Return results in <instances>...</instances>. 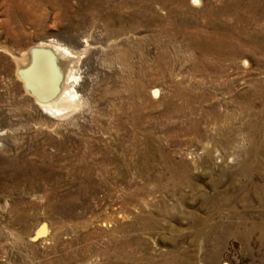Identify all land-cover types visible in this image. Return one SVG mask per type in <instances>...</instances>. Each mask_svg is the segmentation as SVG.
<instances>
[{"label": "rangeland", "instance_id": "obj_1", "mask_svg": "<svg viewBox=\"0 0 264 264\" xmlns=\"http://www.w3.org/2000/svg\"><path fill=\"white\" fill-rule=\"evenodd\" d=\"M199 1L118 7L138 30L110 38L86 19L90 0H0V264H264V13L241 24L243 55L203 65L188 38L139 20L156 11L173 33L184 18L190 35L223 5ZM50 41L73 53L62 78L75 77L74 105L56 116L19 76ZM181 161L176 184L165 168Z\"/></svg>", "mask_w": 264, "mask_h": 264}, {"label": "bare ground", "instance_id": "obj_2", "mask_svg": "<svg viewBox=\"0 0 264 264\" xmlns=\"http://www.w3.org/2000/svg\"><path fill=\"white\" fill-rule=\"evenodd\" d=\"M57 1L61 2V4L67 5L68 0H57ZM90 2H91L90 6H96L97 5L98 9L95 11L92 10V8L87 10L86 19L93 21L96 17L99 18L102 25L104 26V28L107 32V35L110 38L111 37L112 38L119 37L121 35L129 34L131 32L133 33V31L138 30L137 29L138 24L136 25V27H133L132 25H129V23H128V21L132 19L131 14L129 15L128 20L126 21L125 25L120 24L121 18L119 16L120 14L118 12V7L121 8L123 5L129 6L131 3H134V4H138L141 7H145V8L146 7L154 8V6H158V9L163 11L164 8L166 9V7L170 6L171 8H170L169 12H170V14H172L176 10L174 7L186 5V0H122L123 4H120V6L110 4L109 0H90ZM192 3L195 5H198V4H200V1L198 0V3H194L192 0ZM222 3H223V5L220 7V9L215 11L213 18L209 19L208 22L205 23L201 29H198V28L195 29V31L191 32L190 35L187 34V28L190 26L195 28L196 26H194L193 22L185 20L184 18L183 19L181 18V20H180L179 25L181 27L176 29L175 32H173V33H170L168 31L167 27H165V25H164V19L165 18L160 16L156 11H152V13L150 15H148L147 13L145 14L144 12L141 13L140 18H142V19H139V20H143L142 22L145 25L149 24L150 21L158 22V24H159V29H158L159 36L171 35L173 37L184 36L186 39L188 38L187 41H188V45L190 46V48L195 49L199 54V58L195 62V64L203 65L207 60L209 61V59L210 60L214 59L215 63L221 59L232 60V59L237 58L241 54L243 55V52H244L243 46L247 44L242 38H243V36L249 35V34L245 33L243 27H241V24H243V23L248 24V23L254 21L256 18H259V15L264 13V0H222ZM239 8H241L243 10L241 11ZM210 14H211V11H208V15H210ZM246 14H247V16H246ZM227 16L233 17L235 19V24L226 25L225 23L223 24V23L218 22L217 19H222L223 17L225 18ZM208 27L211 28L210 31L207 30ZM73 28H74V26H73ZM112 28H114V29H112ZM260 38H262V41L258 45H256L257 46L256 50L258 52H260L261 54H263L264 53V32L261 34ZM131 53H132V51H131ZM72 57H73V53L68 48L63 47L62 45L55 43L53 41H50L48 43L41 42L38 45L31 47L28 50V52L26 53V55L24 56V58L22 57L23 58V64L21 66V69L19 70V76L24 80V83H25L27 89L31 92V95H34L36 97V98L34 97V99L35 100L37 99L39 101V105L41 106V108L46 113H48L50 115L56 116L58 114H61V112H63V111H65V112L69 111L67 109L72 108V106L74 105V98L76 97V93L73 90V88L70 89L71 86L69 85V80H71V82H72L75 80V77L72 74V72H70L71 71L70 70L67 74L64 75V78H62V70H63V67L65 65L64 63H65V61L71 62ZM165 57L166 56H165L164 52H161L159 54V56L157 58L158 65H161L163 63ZM125 59H126V57L124 58V60ZM144 61H145V59H144ZM20 62L22 63L21 59H20L19 63ZM65 66H67V65H65ZM218 71L223 73L222 70H218ZM251 94L252 93L250 92V95ZM205 117H207V116H205ZM190 124L192 126H194L197 123L195 121H192ZM250 153H252V152H250ZM209 156H210V153L207 150L205 152V158L202 161L207 162L209 160ZM148 161H150V158H148ZM169 163H171V161H169ZM240 164H242V163H240ZM170 165H171L170 167H168L169 166L168 165L165 169H166V171H168L167 173H169L171 175V177H173V175H175V178L173 177L172 181H175V183H176L177 181H179L178 179H181V178L183 179V178L188 177L189 170H190V165L188 164V162L181 161V162L177 163L176 165H174V164H170ZM246 168H247V164L244 163L242 165V169L245 170ZM177 170H178V172H177ZM256 170H258V169H256ZM243 172H242V174H243ZM250 174H251V171H250ZM246 177H248V176H246ZM237 178L239 179L240 177L238 176ZM238 179H237V182H238ZM166 183H167V179H166ZM180 186H178V187H180ZM213 186H215V185H213ZM248 186L251 188L252 194H253V192H256L259 189V188H257L259 186V184L257 185L256 183H253V181L252 182L248 181ZM185 187H188V186H185ZM228 187H230V186H228ZM160 188H161V186H160ZM237 188H239V187L237 186ZM241 189H243V187H241ZM221 190H223V189H221ZM174 191H176V188ZM229 191H231V190H229ZM242 191H246V189L242 190ZM258 191H260V190H258ZM224 194H226V193H224ZM240 194H241V190H240ZM132 199H133V195H131V196L128 195L123 199V202L127 203V202H129V200H132ZM56 210H58V212H60V213H64V211H66V209L64 207H61L59 209L56 208ZM230 227L231 226L228 225V226H225L223 229L230 230ZM246 227H247L246 223L242 225L243 230L249 231L248 228H246ZM44 231H45L44 227H41L37 231V233H35L32 240L36 241L38 239H41L43 237Z\"/></svg>", "mask_w": 264, "mask_h": 264}, {"label": "snow or ice", "instance_id": "obj_3", "mask_svg": "<svg viewBox=\"0 0 264 264\" xmlns=\"http://www.w3.org/2000/svg\"><path fill=\"white\" fill-rule=\"evenodd\" d=\"M194 3H198V0H193Z\"/></svg>", "mask_w": 264, "mask_h": 264}]
</instances>
